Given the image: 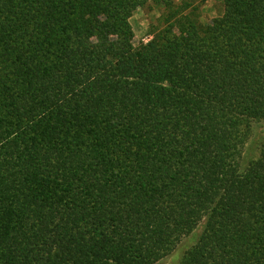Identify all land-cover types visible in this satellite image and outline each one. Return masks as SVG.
Returning <instances> with one entry per match:
<instances>
[{
  "label": "trees",
  "instance_id": "16d2710c",
  "mask_svg": "<svg viewBox=\"0 0 264 264\" xmlns=\"http://www.w3.org/2000/svg\"><path fill=\"white\" fill-rule=\"evenodd\" d=\"M203 1L0 0V264H264V0Z\"/></svg>",
  "mask_w": 264,
  "mask_h": 264
},
{
  "label": "rangeland",
  "instance_id": "374dc122",
  "mask_svg": "<svg viewBox=\"0 0 264 264\" xmlns=\"http://www.w3.org/2000/svg\"><path fill=\"white\" fill-rule=\"evenodd\" d=\"M193 14L200 18L202 23L209 22L212 20L218 12V0H206L201 2L200 4H196L193 8ZM191 11V10H190ZM189 11V12H190ZM159 16L158 9H140L137 10L132 18L130 19L131 28L133 30L134 46L138 45L140 42H147L150 39L151 32L156 28V20ZM262 126L264 127V123H260L255 125L254 132L258 134L259 130H261ZM198 233V232H197ZM191 238L184 239L177 248L167 257L157 262V264H178L180 260V256L185 248L189 244Z\"/></svg>",
  "mask_w": 264,
  "mask_h": 264
}]
</instances>
